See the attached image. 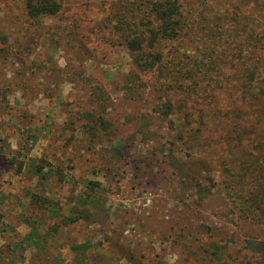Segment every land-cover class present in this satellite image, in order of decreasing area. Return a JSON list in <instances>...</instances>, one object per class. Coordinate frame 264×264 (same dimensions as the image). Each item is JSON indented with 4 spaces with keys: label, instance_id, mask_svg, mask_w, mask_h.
Masks as SVG:
<instances>
[{
    "label": "rangeland",
    "instance_id": "374dc122",
    "mask_svg": "<svg viewBox=\"0 0 264 264\" xmlns=\"http://www.w3.org/2000/svg\"><path fill=\"white\" fill-rule=\"evenodd\" d=\"M44 1L53 13L34 19L27 0H0V264H264V197L243 205L264 183V96L242 102L234 50L244 25L260 29L259 5L186 0L164 67L144 70L116 26L147 29V0ZM219 11L228 23L209 20ZM181 60L213 62L200 92L177 90ZM235 113L239 146L225 136Z\"/></svg>",
    "mask_w": 264,
    "mask_h": 264
},
{
    "label": "trees",
    "instance_id": "16d2710c",
    "mask_svg": "<svg viewBox=\"0 0 264 264\" xmlns=\"http://www.w3.org/2000/svg\"><path fill=\"white\" fill-rule=\"evenodd\" d=\"M199 6L203 7L207 5V0H198ZM256 7L259 5L261 11L258 19L250 17L251 21L255 24H260V29H249L248 24L244 25V29H248L249 35L243 37V43L241 45H235V52L237 51L239 56L243 58L240 67V80L245 91L243 92L242 102L250 106L256 104L264 96V0H253ZM44 0H27L26 10L27 14L31 18H40L43 14H52L50 9H46L44 6ZM147 10L150 14L148 16V28H141L143 20L135 19L133 25H126V17L124 20L121 19L117 22V28L121 32L120 38L122 43L131 52L135 63L144 70H150L152 67L163 68L164 67V53L161 50V43L165 41L179 40L182 32L186 28V17L184 15L185 4L188 3L186 0H147ZM135 8L133 7L132 12ZM136 12V9H135ZM241 9H237L233 12L232 21L233 24H239L242 19ZM218 18L221 23H228L230 16L229 13L220 12L216 16L209 18L213 20ZM228 20V21H227ZM256 20V21H255ZM262 28V29H261ZM257 54L259 57L254 62L251 58ZM203 66L208 67L206 72L197 63L186 64L181 60L177 62V90H183L185 93H189L191 90H195L197 93L203 87L202 82L208 78V73L213 68V62L204 63ZM231 67L236 68L235 63H231ZM202 75V77H200ZM176 78V77H175ZM181 79H188L191 81L190 85H184ZM206 88V86H205ZM205 92L204 88L201 90ZM171 109V108H170ZM172 110V109H171ZM190 109L185 106L184 102H177V118L179 120V127L182 133L185 131H192L193 123H195V112H190ZM232 126L228 128L225 133L226 138H234L240 140L238 146L242 144V134L239 131V116L234 114ZM230 119V118H229ZM228 119V120H229ZM220 121L219 124H223ZM203 127H198L194 130V133L198 137L203 134ZM259 156L256 158L257 164L263 163L259 166L258 172L259 179L264 180V144H260L257 147ZM185 163L177 160V167L181 172L185 170ZM91 184V190L95 189L96 182L88 183ZM246 201H244V208L250 209L251 211L257 207L260 203V196L264 197V183L261 185V191H248ZM76 220V219H75ZM213 246V245H212ZM210 250L207 247V251ZM264 261V241H258L256 249ZM219 248H215L211 251V254H219Z\"/></svg>",
    "mask_w": 264,
    "mask_h": 264
}]
</instances>
